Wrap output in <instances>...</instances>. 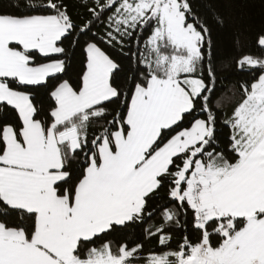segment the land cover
<instances>
[{
  "label": "snow or ice",
  "instance_id": "obj_1",
  "mask_svg": "<svg viewBox=\"0 0 264 264\" xmlns=\"http://www.w3.org/2000/svg\"><path fill=\"white\" fill-rule=\"evenodd\" d=\"M244 2L0 0V264H264V18L225 11Z\"/></svg>",
  "mask_w": 264,
  "mask_h": 264
},
{
  "label": "trees",
  "instance_id": "obj_2",
  "mask_svg": "<svg viewBox=\"0 0 264 264\" xmlns=\"http://www.w3.org/2000/svg\"><path fill=\"white\" fill-rule=\"evenodd\" d=\"M69 3L73 4L75 3V0H69ZM225 11L229 16L236 17L239 20L240 26L244 27L251 24L253 32L259 30L260 21L264 18V5L261 4V0H245L244 3H235L231 6H226ZM232 32L233 28L230 26L226 29L218 31L216 34L218 51L221 57H233L238 55L236 49L233 47ZM72 75H75V70ZM219 131L222 139H226L228 129L221 128ZM130 239H143L145 248L147 249H156L159 247L155 239H144L140 236L138 230L133 237H130ZM179 239L180 233H176L174 236V242Z\"/></svg>",
  "mask_w": 264,
  "mask_h": 264
}]
</instances>
